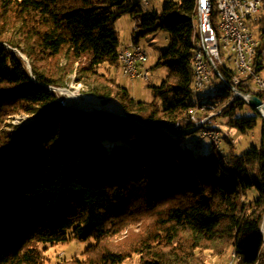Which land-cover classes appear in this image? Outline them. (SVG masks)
<instances>
[{"label":"trees","instance_id":"16d2710c","mask_svg":"<svg viewBox=\"0 0 264 264\" xmlns=\"http://www.w3.org/2000/svg\"><path fill=\"white\" fill-rule=\"evenodd\" d=\"M194 6L166 0L156 14L131 0H0V123L14 113L31 118L0 129V264H44L37 244L69 238L93 243L84 259L65 264H121L128 254L100 242L140 209L157 223L135 248L140 264H204L203 250L264 264V118L256 110L260 143L241 152L223 153L207 137L197 146L185 141L202 131L188 118ZM123 15L136 19L135 44L169 34L155 64L167 73L148 85L149 101L109 71L120 70L114 24ZM251 22L264 51V11ZM74 71L88 92L117 99L126 116L61 104L51 87ZM231 95L224 85L208 100L246 133L257 119L238 115L246 104L239 96L223 106Z\"/></svg>","mask_w":264,"mask_h":264},{"label":"rangeland","instance_id":"374dc122","mask_svg":"<svg viewBox=\"0 0 264 264\" xmlns=\"http://www.w3.org/2000/svg\"><path fill=\"white\" fill-rule=\"evenodd\" d=\"M136 1L139 2V5L145 12H155L156 14H161L162 4L166 0H149L147 4L139 0H131V2ZM259 14L260 13H258L257 15ZM133 26L134 21L130 15H123L116 20L114 27L118 31L120 48L124 45H128L131 42V33ZM252 33L253 36L258 39V29L256 27L252 29ZM139 43L147 54V61L145 63V67L148 69L147 80L141 77H135L134 79L126 78L116 67H111L109 71L110 74L116 78L118 83L125 85L129 89L130 93L135 98L149 101L152 99V95L151 89L148 85L159 84L167 73V69L165 67L156 66L155 64L159 55L168 47L169 34L166 31L158 30L152 34L147 35L145 38H141ZM6 47L9 48L10 46L6 45ZM14 51H16L20 55V57L23 58V60L26 62V65L29 67V60L26 55L22 52H19L15 48ZM77 66L78 63H75L74 69L77 68ZM211 76V85L208 89H205L204 98L201 100V102H205L210 95L213 96L217 94L224 86L223 82L220 79L214 77L213 71L211 73ZM251 83L255 84L253 80L251 81ZM61 87H66L71 90L77 89L80 93L84 94H93L88 92L87 88L82 83L77 82L75 71L69 75L67 84L58 88ZM56 91L59 94V102H62L63 95L60 93V91ZM110 98L117 100L113 97ZM192 98L194 99V95H192ZM213 104L215 106L213 109L202 108L198 110L197 116L199 118L210 116L208 120L201 124L202 126H209V128L207 129H212L218 132L219 145L223 153L229 146H234L237 152H241L250 144L257 145L260 143L262 127L261 122L257 117L256 109L251 108L250 106L245 104L243 109L238 112V115L241 118L256 117L257 119V126L255 128L248 129L246 133H240L238 129L231 127L228 124V119L226 117H221L219 114H216L221 108H217L216 104ZM1 121L2 123H0V129L11 131L13 130L14 125H27L31 121V118L23 113H14L4 115ZM210 126H214L215 128L217 127L218 129L212 128ZM197 135V133L186 135V143H190L192 145V142H194V140L197 138ZM154 218V214L145 212L142 209H140L139 211H132L131 213H129L128 217L114 226L110 237L100 242L101 247H106L111 250L127 253L128 257L121 264H140V254L135 252V248L137 247L138 242H140V238L144 236L146 232L153 231L155 230V227H157V223L155 222ZM92 243L93 240L91 239L80 241L77 239L69 238L64 242H59L52 245L38 243L37 246L38 248H41L43 250L42 256L44 264H65L66 262L72 261L76 258L84 259V251ZM199 255L206 257L204 264H238V260L232 257V253H230V251H228L224 255L218 256L213 255L209 250H203L200 251Z\"/></svg>","mask_w":264,"mask_h":264},{"label":"built area","instance_id":"2783aa9c","mask_svg":"<svg viewBox=\"0 0 264 264\" xmlns=\"http://www.w3.org/2000/svg\"><path fill=\"white\" fill-rule=\"evenodd\" d=\"M205 6H212L217 15V23L221 26L222 41H213L209 24L206 21ZM202 33H204L205 56H199L200 71L199 85L194 88L196 93H204V88L211 85V73L222 82L229 83L231 98L226 106L235 97L245 101L246 93H261L264 89V51L259 50V40L253 36L252 19L264 11V0H218L208 3L201 0ZM135 19V18H133ZM130 55L126 57L125 77L134 79L141 77L148 79V69L145 67L146 52L141 44L129 43ZM231 68L240 69V76L231 75ZM255 84H252L251 81ZM239 88H249L251 92H244ZM196 115L190 120L200 125L202 120ZM209 138L216 146L219 140L214 131L202 130L195 140L199 145L204 138Z\"/></svg>","mask_w":264,"mask_h":264},{"label":"bare ground","instance_id":"6f19581e","mask_svg":"<svg viewBox=\"0 0 264 264\" xmlns=\"http://www.w3.org/2000/svg\"><path fill=\"white\" fill-rule=\"evenodd\" d=\"M145 4L148 3L149 0H139ZM208 3H216L218 0H207ZM205 16L206 21L209 24V29L211 32V37L213 41H222V33H221V26L217 23V15L213 10L212 6H205ZM136 27V19H134V27ZM192 29H193V36H192V45H193V54L191 58V69H192V95H194V102L195 106L193 109L189 111L188 118L191 119L196 115V110H200L202 108L213 109L215 106L211 103L210 100H206L205 102H201L204 98V93H196L194 88L199 85L200 80V71H199V64L198 58L199 56H205V48H204V33H202V11H201V0H195L194 6V16L192 19ZM130 55V47L128 45H124L120 48L118 53V59L120 63V71L122 75L125 77L126 72V57ZM146 61H147V54H146ZM231 75L233 76H240V69L238 68H231ZM225 86L229 88V83L223 82ZM205 89L208 88H204ZM60 93L63 95L62 103L65 105H73L78 107L84 108H98L101 107L107 111L111 112H119L122 113L120 104L114 99H108L106 103H102L101 99H99L94 94H84L80 93L77 89L71 90L66 87L59 88ZM246 94H255L259 96L264 104V89L261 93H246ZM246 94H245V102H246ZM221 109L216 113L220 114ZM215 114V115H216ZM214 115V114H213ZM206 120H202L200 125H195L194 128L202 127L204 131H214L212 129H207L206 126H202V124ZM202 123V124H201ZM217 138L218 132L214 131ZM220 149V146H216ZM233 255V254H232Z\"/></svg>","mask_w":264,"mask_h":264},{"label":"water","instance_id":"95a60500","mask_svg":"<svg viewBox=\"0 0 264 264\" xmlns=\"http://www.w3.org/2000/svg\"><path fill=\"white\" fill-rule=\"evenodd\" d=\"M51 89H54V90H58L59 91V88H52L51 87ZM97 97L99 99H101V101L104 100V99H108L107 97H101V96H97ZM109 99H111V98H109ZM246 99H247L246 100V104L248 106H250L251 108L256 109L263 116V118H264V104H263L262 100L259 98V96L255 95V94H246ZM60 103L63 104L62 102H60ZM63 105H65V104H63ZM65 106L74 107V108L83 109V110H87V109H91V110H102V111H105V112H108V113L117 114L119 116H126V113L124 112L123 107H122L121 104H120V107H121L122 113L107 111V110H105V109H103L101 107H98V108H84V107H78V106H73V105H65ZM136 121H138V120H136Z\"/></svg>","mask_w":264,"mask_h":264},{"label":"crops","instance_id":"0c3cea01","mask_svg":"<svg viewBox=\"0 0 264 264\" xmlns=\"http://www.w3.org/2000/svg\"><path fill=\"white\" fill-rule=\"evenodd\" d=\"M132 19H133V17H131ZM133 21H134V19H133ZM134 27V26H133ZM132 31H133V29H132Z\"/></svg>","mask_w":264,"mask_h":264}]
</instances>
